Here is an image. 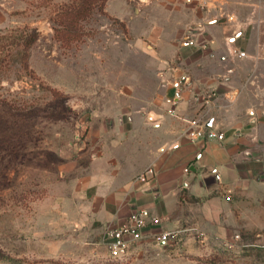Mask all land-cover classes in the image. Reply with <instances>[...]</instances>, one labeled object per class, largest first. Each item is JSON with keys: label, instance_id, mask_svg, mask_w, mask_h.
I'll list each match as a JSON object with an SVG mask.
<instances>
[{"label": "rangeland", "instance_id": "1", "mask_svg": "<svg viewBox=\"0 0 264 264\" xmlns=\"http://www.w3.org/2000/svg\"><path fill=\"white\" fill-rule=\"evenodd\" d=\"M76 1L0 0V264H264V230L198 239L188 223L163 244L160 216L123 262L104 240L130 213L133 187L150 181L139 182L141 167L178 128L171 81L202 69L182 56L207 54L228 13L264 0H108L76 27L54 21ZM33 29L23 70L10 53ZM156 201L148 207L160 211Z\"/></svg>", "mask_w": 264, "mask_h": 264}, {"label": "crops", "instance_id": "2", "mask_svg": "<svg viewBox=\"0 0 264 264\" xmlns=\"http://www.w3.org/2000/svg\"><path fill=\"white\" fill-rule=\"evenodd\" d=\"M227 17L220 44L210 43L207 54L182 56L187 66L202 69L188 74L189 89L179 108L186 117L213 118L224 140L192 143L182 133L183 123L172 117L178 128L164 135L171 144L141 167L154 169L153 177L144 187H133L131 209L141 205L166 218L168 231L189 229L188 223L205 237L264 230V5ZM155 199L160 211L149 208Z\"/></svg>", "mask_w": 264, "mask_h": 264}, {"label": "built area", "instance_id": "3", "mask_svg": "<svg viewBox=\"0 0 264 264\" xmlns=\"http://www.w3.org/2000/svg\"><path fill=\"white\" fill-rule=\"evenodd\" d=\"M246 54L240 53L241 57ZM173 84V96L169 99V114L171 117L181 121L183 123L182 133L192 143H199L204 141H219L222 142L225 138L224 133L215 128H209L206 126L207 120L201 116L186 117L179 112L181 103L183 102V90L190 85L188 77H179L175 81H171ZM154 175V169L148 168L143 174H141L139 180L146 182L150 180ZM162 220L154 215V213L145 207L136 206L131 209L125 219L119 223H115L105 230V244L107 247L110 260L114 262L125 261L130 253V249L133 243L140 240L145 231L151 226H157ZM188 229L182 228L172 231H165L157 235V241L163 244H167L180 239L181 235L187 232ZM194 236L198 239H204L205 234L197 231Z\"/></svg>", "mask_w": 264, "mask_h": 264}, {"label": "trees", "instance_id": "4", "mask_svg": "<svg viewBox=\"0 0 264 264\" xmlns=\"http://www.w3.org/2000/svg\"><path fill=\"white\" fill-rule=\"evenodd\" d=\"M108 0H77L75 3L69 6V8L56 14L54 21H58L60 25L65 24L69 20H72L73 26H77L80 21H84L86 18L90 17L95 11L103 12L105 5ZM39 32L33 29L25 34H21L15 43V51L10 55V61L17 63L21 66L23 70H28L30 65L31 49L34 44L39 39ZM6 57L0 60L1 64L6 63ZM9 63V62H8ZM57 92L54 91V95ZM53 120H60L63 115L51 112Z\"/></svg>", "mask_w": 264, "mask_h": 264}, {"label": "water", "instance_id": "5", "mask_svg": "<svg viewBox=\"0 0 264 264\" xmlns=\"http://www.w3.org/2000/svg\"><path fill=\"white\" fill-rule=\"evenodd\" d=\"M209 22H211V21H208L207 23H209ZM239 35H240V31H238L237 33H235L234 36H233V38H231V40L236 39ZM206 126L209 127V128H213L214 127L213 118L209 119L206 122Z\"/></svg>", "mask_w": 264, "mask_h": 264}]
</instances>
